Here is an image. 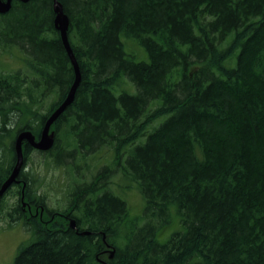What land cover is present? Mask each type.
Here are the masks:
<instances>
[{
  "label": "trees",
  "instance_id": "1",
  "mask_svg": "<svg viewBox=\"0 0 264 264\" xmlns=\"http://www.w3.org/2000/svg\"><path fill=\"white\" fill-rule=\"evenodd\" d=\"M59 1L81 79L51 149L24 143L0 197L3 227L32 234L13 264H264V0ZM54 17L52 0L0 14V54L22 53L0 71V186L16 134L37 138L74 80ZM31 151L67 169L63 208L34 187Z\"/></svg>",
  "mask_w": 264,
  "mask_h": 264
},
{
  "label": "rangeland",
  "instance_id": "2",
  "mask_svg": "<svg viewBox=\"0 0 264 264\" xmlns=\"http://www.w3.org/2000/svg\"><path fill=\"white\" fill-rule=\"evenodd\" d=\"M129 50V48H126ZM142 56H140L141 58ZM22 65V53L17 49L13 48L11 54L4 52L0 54V71H10L17 69ZM133 91V88H132ZM36 150V149H35ZM98 155H102L106 158H110V153L107 148L102 149L98 152ZM29 164L32 165V174L35 182L34 187L37 188L38 194L43 196L45 205L50 209L63 208L66 204V184L68 181L69 174L65 167L55 166L51 163L50 159L45 155L39 154L37 151H31L29 153ZM26 170H30L29 167ZM25 170V171H26ZM89 176H86L88 178ZM122 185L124 188L128 186V182L118 178V174H114L112 177V189L124 196L127 201L129 208L130 217H134L136 214H140L143 207V199L141 194L136 188H124L121 189L118 185ZM10 193L6 196V202L10 203L13 201ZM7 221L4 213H0V264H13L17 250L21 244H27L32 240V234L23 225V222H17L9 227L5 226ZM180 228V226L172 224L170 232L166 235V238L173 232ZM159 240L161 239L158 236ZM109 253L103 256L108 259L112 247L107 248Z\"/></svg>",
  "mask_w": 264,
  "mask_h": 264
},
{
  "label": "water",
  "instance_id": "3",
  "mask_svg": "<svg viewBox=\"0 0 264 264\" xmlns=\"http://www.w3.org/2000/svg\"><path fill=\"white\" fill-rule=\"evenodd\" d=\"M26 2L28 0H20ZM12 0H0V14L8 12L11 8ZM54 17V26L59 31L61 40L66 49L70 62L74 70V80L68 90L66 97L63 101L47 116L44 125L41 129L39 136L36 138L31 130L26 129L19 131L14 140L13 146L15 151V163L13 169L6 180L0 186V197L4 194L6 189L12 185L14 182H18L17 176L19 171L23 167L24 154H23V143H28L32 148L39 151H47L51 149L55 140V132L51 130V125L54 121L64 112V110L72 103L75 91L81 79V73L79 69L78 62L70 46L67 30L69 27V18L63 10V6L59 0H52ZM70 226L74 227V220H70ZM114 249H111L109 258H112Z\"/></svg>",
  "mask_w": 264,
  "mask_h": 264
},
{
  "label": "flooded vegetation",
  "instance_id": "4",
  "mask_svg": "<svg viewBox=\"0 0 264 264\" xmlns=\"http://www.w3.org/2000/svg\"><path fill=\"white\" fill-rule=\"evenodd\" d=\"M24 143H25V142H24ZM24 143H23V144H24ZM108 247H111V246H110V245H106V248L101 252L102 255L105 256V254L109 253V252H108L109 250L107 249ZM109 256H110V255H109ZM108 259H110V258L108 257ZM103 264H107V263L103 262Z\"/></svg>",
  "mask_w": 264,
  "mask_h": 264
}]
</instances>
